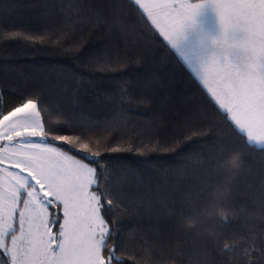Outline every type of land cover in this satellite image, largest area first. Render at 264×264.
<instances>
[{"label":"trees","instance_id":"trees-1","mask_svg":"<svg viewBox=\"0 0 264 264\" xmlns=\"http://www.w3.org/2000/svg\"><path fill=\"white\" fill-rule=\"evenodd\" d=\"M29 99L47 139L81 137L51 145L84 163L80 143L101 153V215L128 264H264V146L134 0H0V118Z\"/></svg>","mask_w":264,"mask_h":264},{"label":"snow or ice","instance_id":"snow-or-ice-1","mask_svg":"<svg viewBox=\"0 0 264 264\" xmlns=\"http://www.w3.org/2000/svg\"><path fill=\"white\" fill-rule=\"evenodd\" d=\"M135 2L144 7L141 0ZM161 3L171 4L174 13L170 31L166 33L172 47L206 84L212 79L225 85V100L220 108L230 114L238 133L246 135L249 144L254 140L264 141V0H203L201 3L161 0ZM205 7L215 13L221 29L213 41L215 50L206 56L203 48L197 54L180 46L186 38V29L195 24V18ZM145 11L152 16L154 10L145 8ZM209 91L217 95L213 88ZM17 116L35 119L32 123L20 124L22 130L11 126L19 141H14L12 135L4 139L31 144L33 148L43 147V151L16 162V167L23 164L31 170L22 183L16 182L15 190L7 193V216L11 223L6 229L3 227L5 193L0 191V254H8L11 264H128L117 255L122 250L119 243L109 247L112 231L101 215L105 207L102 200L108 192L99 187L97 168L90 166H101V153L91 151L88 143H80V150L88 153L84 159L90 161L84 163L60 147L50 146L61 141L74 149L80 136L55 135L49 140L45 134L36 143L32 138L44 132L37 101L29 99L4 120ZM254 132L258 135L254 136ZM112 204V199L106 200V206ZM54 205L62 207L63 222L58 224V234L53 233V226L58 223L50 211ZM224 248L230 250L227 244ZM197 264L211 262L205 256Z\"/></svg>","mask_w":264,"mask_h":264},{"label":"rangeland","instance_id":"rangeland-1","mask_svg":"<svg viewBox=\"0 0 264 264\" xmlns=\"http://www.w3.org/2000/svg\"><path fill=\"white\" fill-rule=\"evenodd\" d=\"M164 24H168L165 22H160ZM163 24V26H164ZM159 27V26H158ZM170 31V28H167L166 32H164V35ZM195 32L192 31V34L189 35H194ZM218 34L214 35H208L202 37L203 40L200 44H196L195 46H198V52L203 48L205 49L204 55H207L208 52L214 51V46H213V41L212 38L217 37ZM188 40H191L189 44H193V41L195 40L194 36H191ZM231 58V57H230ZM222 59V57H221ZM207 78V77H206ZM201 83L204 84V80H201ZM207 91L210 93V95L213 97L214 101L217 103V105L220 107V103L224 102L225 98L223 95V92L225 90V85L223 83L217 84L213 82L212 79H209V83L205 85ZM209 88H213L216 90L217 95H213L212 92L209 91ZM22 106V105H21ZM19 106V107H21ZM15 110V109H14ZM12 110L11 112H13ZM224 110V109H222ZM225 111V110H224ZM10 113V112H9ZM6 114L0 118V121L4 120L5 116L9 115ZM230 117V114H228ZM35 119V117H32L31 119L25 120L24 117L22 116H17V117H12L11 123H3L2 125L0 124V191L5 193V201H4V216H5V222L3 224V227L6 229L7 224L11 223V220L8 219V201H7V193L9 191L15 190L16 187V182H23V177H27L29 169L26 165L21 164L20 167H16V162L18 160L24 159L27 156H32L36 155L40 152L43 151V147L40 148H33L31 144H23V143H13L9 142L6 139H4V136L6 135H12L14 141H19L20 138H17L14 136V133L11 131V126L15 125L17 130H22L20 128V124L22 123H32V121ZM37 131L39 132L40 129L37 128ZM258 133L254 132V136H257ZM247 137V136H246ZM44 138L43 134H41L40 137L32 138L36 143H39L40 139ZM252 143L258 146H264V141H259V140H254ZM54 147L53 145H50ZM47 163V161H45ZM70 163V162H69ZM20 168H23L24 171L23 173L20 172ZM62 214V207H60L59 210ZM62 217L60 220V223H62ZM27 227V226H26ZM59 228L57 229L56 232L58 234ZM16 235L19 236V230L17 226V231ZM8 246L11 247V240L10 238L8 239ZM6 257V260L8 261V264H11V258L8 254H4Z\"/></svg>","mask_w":264,"mask_h":264},{"label":"crops","instance_id":"crops-1","mask_svg":"<svg viewBox=\"0 0 264 264\" xmlns=\"http://www.w3.org/2000/svg\"><path fill=\"white\" fill-rule=\"evenodd\" d=\"M135 1V0H134ZM187 3H201L203 0H185ZM136 3V2H135ZM141 3L144 5V7H141L139 4H137L141 10L144 12L145 16L151 23V25L156 29V31L162 36V38L169 44V46L174 50V52L179 56V58L182 60V62L185 64V66L191 71V73L195 76V78L199 81V83L205 88L206 83H201V80H203L200 76L197 75V73L193 70V68L186 63V61L180 56L179 53L172 47L169 40L166 38V35H164V32H166L167 28H171L172 24V16L174 13H172L171 4H162L161 0H141ZM145 8L153 9V15L149 16L148 12L145 11ZM165 13H171L170 15H166ZM155 19V23L153 20ZM165 22L168 24L160 23ZM164 24V26H163ZM159 26V27H158ZM192 31L195 32L194 35L192 34ZM220 25L218 22V18L216 17L215 13L212 11L211 8L205 7L200 10L199 14L195 18V24L187 28L185 31V40L181 41L180 46L185 48L186 50L192 49L195 53L198 52V46L196 47V44H200L203 40L202 37L208 36V35H214V34H220ZM191 36H194L195 40L193 41V44H189L191 40H188ZM206 56V55H205ZM193 62L195 63V56L193 59ZM207 93L210 95V93L207 91ZM210 97L213 99V97L210 95ZM214 100V99H213ZM228 114V113H227ZM230 118V117H229ZM12 117H9L8 120H3V123H11ZM2 123V124H3ZM1 124V125H2Z\"/></svg>","mask_w":264,"mask_h":264},{"label":"clouds","instance_id":"clouds-1","mask_svg":"<svg viewBox=\"0 0 264 264\" xmlns=\"http://www.w3.org/2000/svg\"><path fill=\"white\" fill-rule=\"evenodd\" d=\"M215 38L216 37L212 38V41H215ZM227 164L233 169H239V167L242 165L241 154L239 152H233L227 158Z\"/></svg>","mask_w":264,"mask_h":264}]
</instances>
